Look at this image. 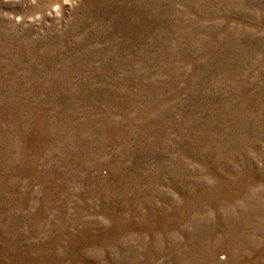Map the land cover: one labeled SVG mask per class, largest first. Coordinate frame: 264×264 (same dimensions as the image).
I'll return each mask as SVG.
<instances>
[{
	"label": "rangeland",
	"instance_id": "374dc122",
	"mask_svg": "<svg viewBox=\"0 0 264 264\" xmlns=\"http://www.w3.org/2000/svg\"><path fill=\"white\" fill-rule=\"evenodd\" d=\"M0 264H264V0H0Z\"/></svg>",
	"mask_w": 264,
	"mask_h": 264
}]
</instances>
